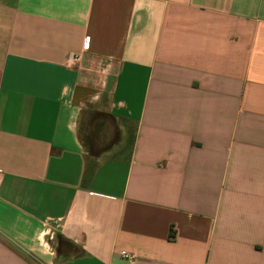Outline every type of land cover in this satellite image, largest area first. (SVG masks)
Wrapping results in <instances>:
<instances>
[{
  "label": "crops",
  "instance_id": "obj_1",
  "mask_svg": "<svg viewBox=\"0 0 264 264\" xmlns=\"http://www.w3.org/2000/svg\"><path fill=\"white\" fill-rule=\"evenodd\" d=\"M0 264H264V0H0Z\"/></svg>",
  "mask_w": 264,
  "mask_h": 264
},
{
  "label": "rangeland",
  "instance_id": "obj_2",
  "mask_svg": "<svg viewBox=\"0 0 264 264\" xmlns=\"http://www.w3.org/2000/svg\"><path fill=\"white\" fill-rule=\"evenodd\" d=\"M85 117H86V119L88 118V121L86 123H84L85 126L87 128H89V129L93 128V130L95 132H98V133H100L101 130L103 129V127H102L103 123L106 124V126L111 124L112 128H118V125H119V123H114L113 124L112 121L109 120L108 118H106L105 116L100 117V120H102V121L94 119V118H96L94 115H89L88 114ZM125 141H126L125 142V144H126L125 146L129 147L130 146V142H131L130 136H128V139H125Z\"/></svg>",
  "mask_w": 264,
  "mask_h": 264
},
{
  "label": "built area",
  "instance_id": "obj_3",
  "mask_svg": "<svg viewBox=\"0 0 264 264\" xmlns=\"http://www.w3.org/2000/svg\"><path fill=\"white\" fill-rule=\"evenodd\" d=\"M88 43H89V37H86L85 38V44L87 45ZM123 255L129 260H133V258H134V255L131 253H123Z\"/></svg>",
  "mask_w": 264,
  "mask_h": 264
},
{
  "label": "trees",
  "instance_id": "obj_4",
  "mask_svg": "<svg viewBox=\"0 0 264 264\" xmlns=\"http://www.w3.org/2000/svg\"><path fill=\"white\" fill-rule=\"evenodd\" d=\"M83 129H84V127H82V131H83ZM82 137H83L85 143L87 144L88 143L87 133H85Z\"/></svg>",
  "mask_w": 264,
  "mask_h": 264
}]
</instances>
